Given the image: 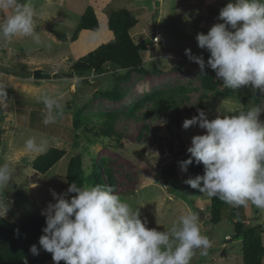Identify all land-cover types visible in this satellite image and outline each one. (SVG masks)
I'll list each match as a JSON object with an SVG mask.
<instances>
[{
    "label": "rangeland",
    "instance_id": "1",
    "mask_svg": "<svg viewBox=\"0 0 264 264\" xmlns=\"http://www.w3.org/2000/svg\"><path fill=\"white\" fill-rule=\"evenodd\" d=\"M159 1V11L152 20L155 0H20L33 9L39 42L21 36L0 41V90L5 92L0 104V164H7L13 171L8 187L0 189L9 207L3 218L19 223L41 214L48 203H55L50 190L66 192V165L74 156L81 157L86 173L93 163L106 169L115 194L138 208L141 219L148 221V228L167 230L187 213L209 215L210 198L184 183L180 161L176 160L180 152L191 146V138L204 132L198 126L182 129L183 121L194 116L190 109L202 96L206 97L204 111L212 120L218 114L231 115L238 109L257 106L249 97L256 96L259 90L253 92L251 86H242L226 89L224 97L212 94L201 85L198 65L184 54L185 49H190L193 55L202 54L207 61L206 51L197 47L195 37L197 33L207 34L214 24L222 22L216 18L230 0ZM88 6L93 9L99 29L80 31L73 40ZM118 10H127L135 18L136 24L130 30L135 44L153 41L152 46L140 52L145 73L78 76L73 70L76 61L112 40L107 20L111 12ZM4 15L0 12V18ZM57 34L66 40H59ZM34 69L72 76L35 81L31 78ZM118 75L127 78L120 80ZM212 78L219 81L213 74ZM176 88L187 90L177 112L147 114L152 104H143L144 97ZM223 88L221 83L216 92ZM113 89L122 97L120 100L102 96ZM43 95L57 98L61 106L55 123H43L46 112L39 102ZM107 114L120 118L106 137L101 131L105 129ZM262 116L264 121V113ZM30 137H36L38 142L47 140L46 150L26 153L23 146ZM49 148L66 154L46 175L37 174L32 161ZM174 164L176 175L172 176L168 169ZM228 206L226 217L215 225L208 218L198 217L201 233L212 246L207 255L196 250L191 264H242L241 241L225 240L233 235ZM235 207V219L248 227L258 226L264 245V211L254 206Z\"/></svg>",
    "mask_w": 264,
    "mask_h": 264
},
{
    "label": "clouds",
    "instance_id": "2",
    "mask_svg": "<svg viewBox=\"0 0 264 264\" xmlns=\"http://www.w3.org/2000/svg\"><path fill=\"white\" fill-rule=\"evenodd\" d=\"M0 41L13 37H33L35 31L32 7L20 0H0ZM207 34L197 33L199 49L209 57L193 55L185 49L189 61L198 65L201 75L211 69L222 87L236 90L251 86L264 95V0H230L219 10ZM5 97L0 90V104ZM43 103L45 125L55 123L60 114L57 98L39 97ZM264 104L250 107L235 115L218 114L209 120L203 110L183 121L182 129L198 126L204 134L191 138L189 158L179 162L181 172L190 165H203V175L184 181L190 188L208 198L230 206H254L264 211ZM48 141L36 137L24 143L26 153H41ZM13 171L0 164V189L12 180ZM74 194V195H72ZM55 203H48L41 215L45 227L29 252L40 250L51 254L53 264H191L196 250L207 255L212 246L201 233L195 213L180 215L163 231L148 228L138 208L115 194L110 186L69 184L66 192L50 190ZM9 207L0 192V218ZM18 231V230H17Z\"/></svg>",
    "mask_w": 264,
    "mask_h": 264
},
{
    "label": "trees",
    "instance_id": "3",
    "mask_svg": "<svg viewBox=\"0 0 264 264\" xmlns=\"http://www.w3.org/2000/svg\"><path fill=\"white\" fill-rule=\"evenodd\" d=\"M135 18L127 10L113 11L108 15L107 28L112 34V40L94 51L80 58L73 65V70L83 71L86 74L103 75L107 73L125 72L128 76L129 72L135 71L144 74L143 60L140 52L145 51L149 46L153 45L152 40L141 41L135 44L130 36V30L135 26ZM99 29L98 21L95 17L92 7L88 6L83 11L73 40L80 31L96 32ZM59 40H66L63 35H56ZM207 58L209 54L206 52ZM205 75H201V85L206 91L218 96H225L226 88L216 92V88L221 85L222 81H214L212 74L215 73L208 68L205 69ZM211 73V74H210ZM120 80H125L127 77L118 75ZM184 88H176L167 92H154L142 99L143 104H152L147 114L152 112L167 113L177 112L181 101L185 99ZM102 96L109 100H120L122 97L118 91L113 89L102 93ZM257 105H260V100L263 95L258 93L256 96H250ZM206 97L202 96L198 102L191 107L190 112L197 115L198 110L204 111V102ZM245 109H238L231 115L238 114ZM107 122L105 129L101 131L102 136H109L113 132L116 120L120 118L117 114H107ZM262 114L260 119L262 120ZM177 124L176 120L174 121ZM187 150V149H186ZM182 151L176 157V160L184 161L189 158L187 151ZM65 151L57 148H49L44 154L37 156L32 161V169L41 175H46L64 156ZM169 172L172 176L176 175L175 164L169 167ZM182 176L187 180L194 178L196 175L203 173V165H190L187 172H181ZM66 189L72 182L78 186H94L96 184L106 185L111 187L110 173L106 169H102L99 164L93 163L88 173L85 172L82 166L80 156H74L68 160L65 171ZM74 195V194H72ZM209 222L217 224L225 216L228 204L223 201L210 198L209 200ZM234 214L232 218L233 235L228 241H241L242 264H262L264 258V245L261 236V231L258 226L248 227L243 221L236 220L235 209L229 210ZM45 218L41 214L31 216L21 222H11L5 218H0V264H49L52 262L51 254L40 250L39 255L33 256L29 249L32 245H38V239L43 234L42 228L45 227ZM18 230V231H17ZM60 264H64L63 261Z\"/></svg>",
    "mask_w": 264,
    "mask_h": 264
},
{
    "label": "water",
    "instance_id": "4",
    "mask_svg": "<svg viewBox=\"0 0 264 264\" xmlns=\"http://www.w3.org/2000/svg\"><path fill=\"white\" fill-rule=\"evenodd\" d=\"M159 5H160V1L159 0H155V9H154V13H153V17L152 20L154 19V17L157 15L158 11H159ZM154 38V35H152V39ZM84 72L81 71H76V74L78 76H81ZM71 74H62V73H54V74H47L45 73L44 70L42 69H34L31 73V78L32 80L35 81H39V80H57V79H66V78H71ZM234 214L231 213L230 217H233ZM200 220H204V215L199 214L198 215ZM224 255V252L222 253Z\"/></svg>",
    "mask_w": 264,
    "mask_h": 264
},
{
    "label": "crops",
    "instance_id": "5",
    "mask_svg": "<svg viewBox=\"0 0 264 264\" xmlns=\"http://www.w3.org/2000/svg\"><path fill=\"white\" fill-rule=\"evenodd\" d=\"M208 208H209V206H208ZM231 208H234V209L236 210V207H235V206H232V207L230 206V209H231ZM209 210H210V208L208 209V211H209ZM206 215H207V214H206ZM208 216H209V215H208ZM208 216L206 217V216L204 215V219L208 218ZM262 240H263V239H262ZM49 264H52V263L50 262Z\"/></svg>",
    "mask_w": 264,
    "mask_h": 264
},
{
    "label": "built area",
    "instance_id": "6",
    "mask_svg": "<svg viewBox=\"0 0 264 264\" xmlns=\"http://www.w3.org/2000/svg\"><path fill=\"white\" fill-rule=\"evenodd\" d=\"M229 239V237H225V240H228Z\"/></svg>",
    "mask_w": 264,
    "mask_h": 264
}]
</instances>
